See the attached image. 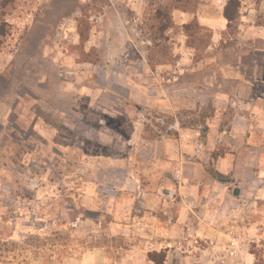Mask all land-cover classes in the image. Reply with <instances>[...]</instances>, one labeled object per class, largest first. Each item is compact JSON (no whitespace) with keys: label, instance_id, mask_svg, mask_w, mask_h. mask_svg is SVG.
Returning a JSON list of instances; mask_svg holds the SVG:
<instances>
[{"label":"rangeland","instance_id":"374dc122","mask_svg":"<svg viewBox=\"0 0 264 264\" xmlns=\"http://www.w3.org/2000/svg\"><path fill=\"white\" fill-rule=\"evenodd\" d=\"M222 2L201 0L185 20L174 21L173 11L157 48L148 30L155 6L147 0H14L7 8L0 264H60L94 246L121 245L108 236L116 218L110 210L114 199L134 204V187L124 183L123 196L116 191L124 170L114 166L136 171L147 189L144 172L159 155L149 141L167 140L176 150V139L186 136L184 161L199 157L214 182L226 181L219 169L232 170L255 186L253 175L264 171V114H257L264 111V0H241L243 17L212 39L196 18L219 17ZM88 29L82 43L78 33L84 38ZM236 108L253 109L248 125H240ZM234 120L236 140L229 136ZM263 216L254 196L238 194L221 206L211 232L221 237L236 220L262 222L245 243L252 264H262Z\"/></svg>","mask_w":264,"mask_h":264},{"label":"crops","instance_id":"0c3cea01","mask_svg":"<svg viewBox=\"0 0 264 264\" xmlns=\"http://www.w3.org/2000/svg\"><path fill=\"white\" fill-rule=\"evenodd\" d=\"M217 14L219 17L216 15L203 20L196 18L201 27L213 31L212 39L214 35L216 37L226 30L227 22L222 11ZM187 17V14L180 11L173 14L174 21L185 20ZM249 28L256 30L254 26ZM249 109L250 112L253 110ZM235 111L240 125H248L249 111L238 112L239 108ZM257 114L262 115L264 111L257 110ZM237 126L239 125H235L234 120L229 133L235 140L238 136ZM149 142L159 155L152 157L149 170L144 172L150 182L147 189L141 186L136 171L134 173L126 167L119 168L117 164L114 166L124 170V181L115 190L123 196L127 186H124V183L134 187L131 194L135 200L134 204L125 205L114 199L110 210L111 216L115 215L116 218L108 224V236L112 239L117 237L121 245L109 248L94 246L76 258L62 260L60 264H154L148 258L152 253H162L165 259L163 264H217L215 258L219 257L222 264H252L245 243L252 239L262 222H244L238 225L239 220L232 221L234 230L220 234L221 237L211 230L214 231L213 229L218 227L217 217L221 206L235 201L238 194L254 196L255 200L264 206V171L253 175L255 186L243 181L244 174L240 175V172L232 170L229 173L219 169L218 175L226 181L214 182L208 172L199 169L196 161L199 157L192 158L191 162L188 159L187 162L184 161L185 155L191 152L186 136L176 139V150L170 149L173 143L167 140L160 143ZM197 145L194 146L198 147ZM158 148L160 151H157ZM227 157L225 159L228 161ZM226 160H222L220 164L224 165ZM237 182L239 186L235 185ZM90 206H87L88 210L91 209ZM261 220L264 221V216ZM200 243L207 246H200ZM218 251L221 254L216 255Z\"/></svg>","mask_w":264,"mask_h":264},{"label":"trees","instance_id":"16d2710c","mask_svg":"<svg viewBox=\"0 0 264 264\" xmlns=\"http://www.w3.org/2000/svg\"><path fill=\"white\" fill-rule=\"evenodd\" d=\"M200 2L201 0H147L149 7L155 6V8L151 10L154 18V23L148 28L150 32L149 39L152 43V46L157 48V43L159 39L157 38V35L162 36L163 33L171 27L173 11L194 14ZM240 2L241 0H226L222 15L227 22V31L230 30L232 28V24L239 19ZM13 4L14 0L0 1V50L3 48V45L5 43L4 41L7 36V30L9 29V26L5 21V17L8 15L7 8L11 7V5ZM185 30L187 31L188 28L185 27ZM89 31L90 29L87 30L84 38H82L81 33H78L79 39L80 41H82V43L87 42L90 34ZM186 45L188 47H192V44H190L189 42ZM155 256L156 254L152 253L148 255V258L155 264H163L164 257L161 259V261L155 262ZM262 264H264V262Z\"/></svg>","mask_w":264,"mask_h":264},{"label":"built area","instance_id":"2783aa9c","mask_svg":"<svg viewBox=\"0 0 264 264\" xmlns=\"http://www.w3.org/2000/svg\"><path fill=\"white\" fill-rule=\"evenodd\" d=\"M216 2H217V3H218V5H220V6H221V5H223V2H222V0H217Z\"/></svg>","mask_w":264,"mask_h":264}]
</instances>
